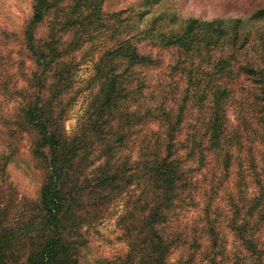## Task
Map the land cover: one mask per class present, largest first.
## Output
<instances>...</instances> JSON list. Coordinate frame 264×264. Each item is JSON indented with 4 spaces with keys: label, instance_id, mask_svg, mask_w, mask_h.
<instances>
[{
    "label": "rangeland",
    "instance_id": "obj_1",
    "mask_svg": "<svg viewBox=\"0 0 264 264\" xmlns=\"http://www.w3.org/2000/svg\"><path fill=\"white\" fill-rule=\"evenodd\" d=\"M32 3L0 0V234L9 228L15 233L12 249L14 257H20L18 264H29L30 257H37L42 237L52 233L47 227L41 231V213L29 210L39 202L49 169L33 155L24 112L36 92L49 97L54 80L24 42ZM261 8L264 0H105L108 22L101 34L65 59L72 65L68 86L55 100L63 111L64 132L69 138L85 140L81 154L89 148L87 159L99 163L107 161L99 149L111 138L102 140L84 129L89 105L100 88V82L92 78L95 62L100 57L107 61L113 48L135 47L154 58L152 64L135 67L115 61L126 88H132L127 90L130 100L124 107L133 115L122 108V119L111 123L114 137L124 136L113 152L118 157L110 161L122 163L128 157L138 168L167 151L177 161L178 194L156 224L170 243L166 264H254L239 234L260 217L259 208L249 211V207L264 188L263 82L259 75L264 69V17L254 15ZM190 18L217 22L219 44L211 47L199 42L189 51L165 40L181 32ZM51 19L47 14L36 26L37 47L48 40ZM212 34L216 33L207 31L202 38ZM61 40L69 39L65 35ZM225 58L229 59L226 67L231 65L230 75L215 67ZM188 71L230 92L225 132L213 148L207 146L209 102L197 104L191 98ZM162 113L170 119L169 125ZM96 166H87L83 176L91 177ZM147 181V176L135 184L124 179L120 188L107 194L109 200L102 202L98 200L102 193L94 190L68 198L58 224L75 264H151L150 240L155 238L146 218L155 195L146 196ZM254 238L264 242L263 231H255Z\"/></svg>",
    "mask_w": 264,
    "mask_h": 264
},
{
    "label": "trees",
    "instance_id": "obj_2",
    "mask_svg": "<svg viewBox=\"0 0 264 264\" xmlns=\"http://www.w3.org/2000/svg\"><path fill=\"white\" fill-rule=\"evenodd\" d=\"M105 0H33L32 15L26 23L24 30V42L31 56L39 63L49 68L48 72L54 79L48 88V98L43 92H36L24 112L23 124L28 126V131L33 139V155L46 163L49 169V180L43 185L39 202L29 210H38L43 223L41 231L47 227L51 234L42 237V243L37 257H30L29 264H56L63 261L66 264H75V260L69 253L70 248L61 239V231L58 224L59 215L64 211L68 198L78 192L86 193L94 190L100 195V202L109 200L107 194L126 179L127 184L139 183L142 176H147L149 182L145 190L147 194L155 195L154 202L150 205L147 216V226L152 230L155 238L150 240L154 249L151 264H166L169 255L170 243L156 227V224L165 217L163 210L170 207L173 199L178 194L181 182V172L177 161L167 151L165 156L148 161L145 165L133 167L127 157L122 163L110 161L113 153L123 142L124 134L115 135L109 130L111 123L121 120V109L127 114L133 115V111L124 107V103L130 100L128 91L123 82L122 71L117 68L121 62L135 67L137 65H149L154 62L150 54H143L137 48L128 50L122 48L112 49L111 56L100 57L94 64L93 80L99 83V91L89 105V118L85 130L94 132L99 139L111 138L102 144L99 149L101 156L107 161L89 162V148L85 149V140L69 138L64 132V118L62 109H58L55 100L68 86L66 81L71 71V62L65 60L68 53H72L88 42L95 41L101 34V28L108 22L103 11ZM47 14L52 15L49 27L48 40L43 47H37L34 43V31ZM255 16L264 17V8L254 13ZM220 27L215 21H199L190 18L184 29L179 33H171L165 37L168 42L176 44L179 48L191 50L195 43L203 42L207 46H217L220 38ZM215 32V35H205L206 32ZM201 32H204L201 34ZM67 35L68 39L62 43L61 38ZM62 45V47H61ZM229 59H221L215 63L218 70H225L232 74L231 65L226 67ZM253 70V69H252ZM254 71V70H253ZM44 72V69H42ZM262 78L260 93L261 103L264 105V69L259 71ZM187 87L191 91V98L195 102H209V114L206 123L208 132V148L218 145L226 127L225 103L230 94L227 87L215 84L211 79L205 80L192 71L187 73ZM130 76L126 77L127 79ZM41 82V79L38 80ZM128 84V83H127ZM128 87V85H127ZM190 87V88H189ZM193 88V89H191ZM128 90V91H127ZM189 93V95H190ZM130 106L133 103L129 102ZM164 113L165 109L163 110ZM162 115H165L162 113ZM165 122L170 124V119L165 115ZM175 124V123H173ZM112 129V128H111ZM171 137L172 135H168ZM101 158V157H100ZM94 174L91 177L83 176L87 166H94ZM132 170V171H131ZM137 172V173H136ZM136 173V174H135ZM257 182L261 183L259 176ZM264 188L260 195L253 200L249 211L259 208L260 217L239 234L246 251L253 258L254 264H264V242H256L254 232L262 230L264 233ZM24 214V213H23ZM42 236V235H41ZM17 239L15 233L9 228L0 234V264L19 263L20 257H14L12 242ZM14 257V259H12Z\"/></svg>",
    "mask_w": 264,
    "mask_h": 264
}]
</instances>
